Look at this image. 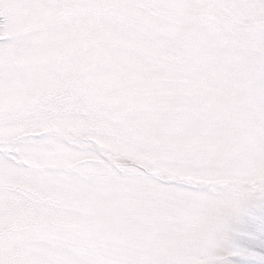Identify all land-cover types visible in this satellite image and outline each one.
<instances>
[{"label": "snow or ice", "instance_id": "1", "mask_svg": "<svg viewBox=\"0 0 264 264\" xmlns=\"http://www.w3.org/2000/svg\"><path fill=\"white\" fill-rule=\"evenodd\" d=\"M0 264H264V0H0Z\"/></svg>", "mask_w": 264, "mask_h": 264}]
</instances>
